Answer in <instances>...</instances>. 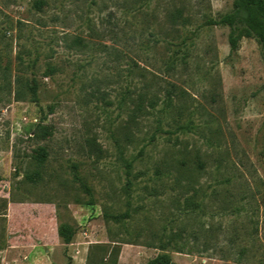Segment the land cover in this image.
Wrapping results in <instances>:
<instances>
[{"label":"rangeland","instance_id":"obj_1","mask_svg":"<svg viewBox=\"0 0 264 264\" xmlns=\"http://www.w3.org/2000/svg\"><path fill=\"white\" fill-rule=\"evenodd\" d=\"M233 9L0 0V264H264V49L208 23Z\"/></svg>","mask_w":264,"mask_h":264},{"label":"trees","instance_id":"obj_2","mask_svg":"<svg viewBox=\"0 0 264 264\" xmlns=\"http://www.w3.org/2000/svg\"><path fill=\"white\" fill-rule=\"evenodd\" d=\"M209 25L229 26L230 45L233 50L237 48L238 40L242 37H253L258 39L264 49V0H234L232 12L222 15L219 19H210ZM141 104V103H140ZM139 104V105H140ZM137 105V109H139ZM45 136V135H43ZM46 157L44 151L38 152V159ZM59 235L66 244H70L74 238L75 230L68 224H61ZM162 249L167 247L164 244ZM172 258L167 253H161L149 260L146 264H171Z\"/></svg>","mask_w":264,"mask_h":264}]
</instances>
